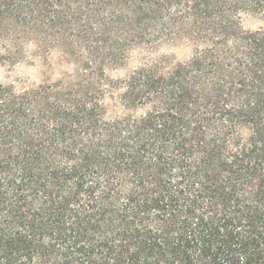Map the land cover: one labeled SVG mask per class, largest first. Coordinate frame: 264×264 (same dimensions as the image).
Returning a JSON list of instances; mask_svg holds the SVG:
<instances>
[{"label": "trees", "instance_id": "obj_1", "mask_svg": "<svg viewBox=\"0 0 264 264\" xmlns=\"http://www.w3.org/2000/svg\"><path fill=\"white\" fill-rule=\"evenodd\" d=\"M249 15L264 0H0V62L68 66L0 82V264H264Z\"/></svg>", "mask_w": 264, "mask_h": 264}, {"label": "rangeland", "instance_id": "obj_2", "mask_svg": "<svg viewBox=\"0 0 264 264\" xmlns=\"http://www.w3.org/2000/svg\"><path fill=\"white\" fill-rule=\"evenodd\" d=\"M243 24L248 28L264 26V17L261 15L246 16ZM157 52L171 53L177 59L183 60L190 55V48L184 44L167 42L162 44ZM139 59V53H134L124 66L110 69L111 77H120L126 74ZM67 64L60 52L51 51L47 55H35L32 58H22L15 63L0 62V82L13 81L18 86H25L40 82L46 76H55L67 68Z\"/></svg>", "mask_w": 264, "mask_h": 264}]
</instances>
